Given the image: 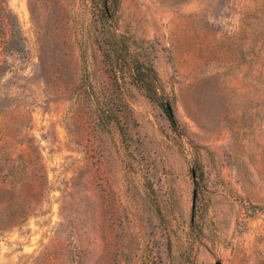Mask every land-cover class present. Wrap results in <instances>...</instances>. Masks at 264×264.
<instances>
[{"label":"rangeland","instance_id":"374dc122","mask_svg":"<svg viewBox=\"0 0 264 264\" xmlns=\"http://www.w3.org/2000/svg\"><path fill=\"white\" fill-rule=\"evenodd\" d=\"M31 1L0 264H264V0Z\"/></svg>","mask_w":264,"mask_h":264},{"label":"trees","instance_id":"16d2710c","mask_svg":"<svg viewBox=\"0 0 264 264\" xmlns=\"http://www.w3.org/2000/svg\"><path fill=\"white\" fill-rule=\"evenodd\" d=\"M28 5L32 16L31 0H28ZM20 33L21 29L16 16L8 8L6 0H0V53L10 51L15 54V52H18L19 41L21 42ZM6 64L7 62L4 59H0V71H3L7 66ZM10 218L11 216L6 212V202L0 201V231L7 228V222Z\"/></svg>","mask_w":264,"mask_h":264}]
</instances>
